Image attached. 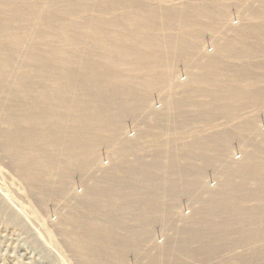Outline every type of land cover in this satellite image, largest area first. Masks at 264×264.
<instances>
[{
  "label": "rangeland",
  "instance_id": "1",
  "mask_svg": "<svg viewBox=\"0 0 264 264\" xmlns=\"http://www.w3.org/2000/svg\"><path fill=\"white\" fill-rule=\"evenodd\" d=\"M263 24V0H0V264H264V45L236 41Z\"/></svg>",
  "mask_w": 264,
  "mask_h": 264
},
{
  "label": "crops",
  "instance_id": "2",
  "mask_svg": "<svg viewBox=\"0 0 264 264\" xmlns=\"http://www.w3.org/2000/svg\"><path fill=\"white\" fill-rule=\"evenodd\" d=\"M263 4H264V0H263ZM247 31V30H254L256 32H258L260 34V36L258 37H262L261 40H259V38L256 36V37H251V41L250 43L248 42V39H243V40H236V41H239V42H244L245 44H249L248 47L250 46V44L253 46V45H264V24H263V27L258 28V29H254V28H249V27H246L245 29H241L240 31ZM246 33V32H245ZM231 36H235L234 34H230V33H227V36L224 35V39L223 41L226 40V43L222 44L221 46H217L215 45V50L212 54H210V56L208 57L209 59L208 60H205L204 62H208V65H204V67H207L208 69H206L204 71V73H206L210 78L214 77L213 75H216L218 72L216 71L217 67L219 66V61L218 60H221V59H225L226 57V54H227V46L228 45H233V42H228V41H231V39H227ZM239 39V38H238ZM217 46V47H216ZM225 46V47H224ZM224 50V51H223ZM225 52V53H224ZM231 53H234V52H231ZM231 57H234V55H232ZM250 60H254L253 56L251 58H249ZM211 64V65H209ZM256 66H264V61H262L261 63H258V62H250V63H245V69L248 71L250 70L249 73L252 74V72L254 73V70H251L253 69V67H256ZM249 74V75H251ZM257 74H260L262 75V73L260 72H257ZM256 74V75H257ZM206 75V76H207ZM264 77V75H262ZM264 82V81H263ZM264 84V83H262ZM263 95H264V91H263ZM262 99V98H261Z\"/></svg>",
  "mask_w": 264,
  "mask_h": 264
},
{
  "label": "bare ground",
  "instance_id": "3",
  "mask_svg": "<svg viewBox=\"0 0 264 264\" xmlns=\"http://www.w3.org/2000/svg\"><path fill=\"white\" fill-rule=\"evenodd\" d=\"M199 4V3H198ZM15 6V5H14ZM73 35V34H72ZM85 40V39H84ZM63 41V40H62ZM70 43V42H69ZM79 45V44H78ZM8 62V61H7ZM3 63V62H2ZM5 65V64H4ZM6 65H8V64H6ZM4 68V67H3ZM4 70V69H3ZM20 126V125H19ZM65 164V163H64ZM121 208V207H120Z\"/></svg>",
  "mask_w": 264,
  "mask_h": 264
}]
</instances>
